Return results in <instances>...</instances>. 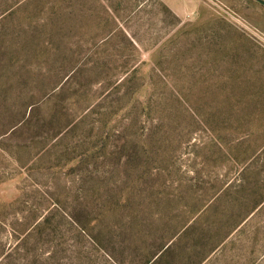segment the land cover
Listing matches in <instances>:
<instances>
[{"label": "rangeland", "instance_id": "1", "mask_svg": "<svg viewBox=\"0 0 264 264\" xmlns=\"http://www.w3.org/2000/svg\"><path fill=\"white\" fill-rule=\"evenodd\" d=\"M0 264H264V6L0 0Z\"/></svg>", "mask_w": 264, "mask_h": 264}, {"label": "water", "instance_id": "2", "mask_svg": "<svg viewBox=\"0 0 264 264\" xmlns=\"http://www.w3.org/2000/svg\"><path fill=\"white\" fill-rule=\"evenodd\" d=\"M254 1L264 6V0H254Z\"/></svg>", "mask_w": 264, "mask_h": 264}]
</instances>
